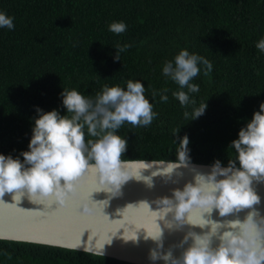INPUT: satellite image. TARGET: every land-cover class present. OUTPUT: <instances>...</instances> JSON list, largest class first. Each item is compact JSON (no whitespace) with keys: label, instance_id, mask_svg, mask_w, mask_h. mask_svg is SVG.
Instances as JSON below:
<instances>
[{"label":"trees","instance_id":"trees-1","mask_svg":"<svg viewBox=\"0 0 264 264\" xmlns=\"http://www.w3.org/2000/svg\"><path fill=\"white\" fill-rule=\"evenodd\" d=\"M0 12L14 17V30L0 28V154L19 158L28 151L37 108L66 115L61 93L76 89L95 97L104 85L126 90L140 81L158 113L150 126L125 123L123 160H177L180 138L189 139L190 162L228 166L231 142L264 103V0H0ZM123 21L127 30L108 31ZM132 45L114 59L116 45ZM213 65L191 83L203 115L186 120L172 93L178 85L162 75L181 50ZM202 68V66H200ZM259 73V74H258ZM167 88L168 101L152 97ZM187 91L186 89H184ZM179 129L176 136L173 130ZM85 140L95 139L88 136ZM238 166V165H237ZM0 264H138L91 251L0 238Z\"/></svg>","mask_w":264,"mask_h":264},{"label":"clouds","instance_id":"clouds-1","mask_svg":"<svg viewBox=\"0 0 264 264\" xmlns=\"http://www.w3.org/2000/svg\"><path fill=\"white\" fill-rule=\"evenodd\" d=\"M13 20L14 17L0 12V28L14 30ZM126 30L123 21L108 25V31L116 35ZM131 46L117 44L114 59L121 61L120 53ZM255 47L264 53V38ZM202 69L208 76L213 65L207 58L190 54L186 49L181 50L174 60L166 61L162 68V75L179 87L172 95L180 106L185 109L193 106L191 112L184 111V118L188 121L199 118L207 107L205 102L195 107L196 101L190 96L200 90L199 85L191 81ZM167 91V88L153 89L152 97L159 96L160 102L166 103ZM144 93V85L131 79L126 82V90L118 85H104L94 98L82 95L76 89L64 88L61 96L66 115H60L55 109L44 112L37 108L38 117L32 129L29 150L20 153L23 162L11 155L0 154V201L5 193H15L12 199L18 204L27 196L33 204H54L63 209L68 200L79 197L83 177L91 171L100 187L81 203L80 211L86 216H94V205L104 202H93L94 192L118 196L116 193L120 195L122 186L132 179L151 188L153 177H164L167 182L174 174L181 176L177 170L189 163L186 135L179 140L177 160L168 162L150 176L142 175L141 171L133 176L128 166L134 161L122 159L127 141L117 134L118 130L125 123L132 127L150 126L158 116ZM85 128L88 136L95 139L85 140ZM178 132L179 129H174L173 135ZM232 149L235 156L228 160L227 167H222L221 161L216 160L210 172H197L194 182L186 183L182 190L174 189L171 198L154 201L161 206L153 211L157 221H164L168 229L190 225L208 230L201 233L189 231L179 245L173 246L183 248L191 240L178 257L173 256L170 248L167 253L152 250L150 260H163L165 264H264V216L254 208L261 203V198L253 187L254 181L264 182V103L253 113L251 121L239 130L238 139L229 146V150ZM139 167L145 170L152 164L141 162ZM172 182L176 183L175 180ZM143 203L149 207L147 202ZM245 209L250 211L243 220L221 222L212 219L214 211L225 218ZM169 215L171 219H165ZM162 236L163 230L159 226L157 234L146 233L145 239L151 238L157 242L158 248H162ZM214 241H218L216 246H213Z\"/></svg>","mask_w":264,"mask_h":264},{"label":"water","instance_id":"water-1","mask_svg":"<svg viewBox=\"0 0 264 264\" xmlns=\"http://www.w3.org/2000/svg\"><path fill=\"white\" fill-rule=\"evenodd\" d=\"M134 161L128 166L130 174L135 176L140 171L142 175L150 176L166 166L169 160H127ZM146 162L152 164L149 169L141 170L139 164ZM212 164L190 162L187 167H181L177 171L181 176L172 177L165 181L164 177H153V187L149 188L142 181L129 180L121 188V194L111 196L106 192L92 194V201H104L94 205L95 215L86 216L81 213L80 205L90 198V194L100 187L97 178L91 171L83 177L82 186L79 189V197L67 201L66 208H58L56 205L33 204L27 196L22 197L18 204L13 201L15 193H5L3 201H0V238L59 245L68 248L80 249L112 256L118 259L138 264H165L163 260L152 261L149 254L152 250L167 253L171 248L174 257H178L184 248H187L191 240L183 245V248L173 247L179 245L189 231L201 233L208 229H200L190 225H183L179 229H168L162 220L157 221V215L153 211L161 206L154 203L163 197H172L174 189H183L188 182H194L197 172L208 173ZM227 167V165H222ZM254 190L261 198V203L255 205L261 216H264V182H253ZM141 202V203H140ZM147 202L149 207L143 203ZM131 204L130 206H128ZM128 206V207H127ZM250 209H245L238 214L222 218L214 211L212 219L223 222L224 220H243ZM165 219L170 220L169 215ZM159 224V225H158ZM159 226L163 230L161 243L151 238L145 239L146 233L157 234ZM135 237L137 239L135 240ZM218 241H214L216 246Z\"/></svg>","mask_w":264,"mask_h":264},{"label":"bare ground","instance_id":"bare-ground-1","mask_svg":"<svg viewBox=\"0 0 264 264\" xmlns=\"http://www.w3.org/2000/svg\"><path fill=\"white\" fill-rule=\"evenodd\" d=\"M103 255V254H102Z\"/></svg>","mask_w":264,"mask_h":264}]
</instances>
